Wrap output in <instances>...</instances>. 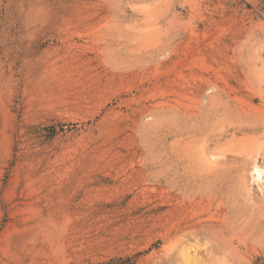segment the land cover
Segmentation results:
<instances>
[{
  "label": "rangeland",
  "instance_id": "rangeland-1",
  "mask_svg": "<svg viewBox=\"0 0 264 264\" xmlns=\"http://www.w3.org/2000/svg\"><path fill=\"white\" fill-rule=\"evenodd\" d=\"M262 94L264 0H0V264H264Z\"/></svg>",
  "mask_w": 264,
  "mask_h": 264
},
{
  "label": "bare ground",
  "instance_id": "bare-ground-1",
  "mask_svg": "<svg viewBox=\"0 0 264 264\" xmlns=\"http://www.w3.org/2000/svg\"><path fill=\"white\" fill-rule=\"evenodd\" d=\"M222 91L224 89H221ZM228 92V91H227ZM229 93V92H228ZM220 94V93H219ZM224 94H226V92H224ZM223 94V95H224ZM254 94V93H252ZM256 94V93H255ZM221 95V94H220ZM264 95V94H262ZM229 96V94H228ZM227 96V97H228ZM205 97V96H204ZM222 97V96H221ZM263 97V96H262ZM261 97V98H262ZM229 98V97H228ZM227 98V99H228ZM206 99V98H205ZM204 99V100H205ZM264 99V98H262ZM203 100V99H201ZM181 102V101H180ZM198 102V101H197ZM229 102V101H228ZM199 104L201 103L200 101L198 102ZM203 103V101H202ZM204 104V103H203ZM203 104H201V106H203ZM180 107L184 106L183 104H179ZM192 105V104H190ZM230 106V105H229ZM179 107V106H178ZM185 107V106H184ZM188 107V106H186ZM185 107V110L187 109ZM228 107V106H227ZM234 107V106H233ZM177 108V106H176ZM198 108V107H196ZM232 109V107H230ZM192 109V108H191ZM199 109V108H198ZM205 109V108H204ZM203 109V110H204ZM236 109V108H234ZM180 110H183V107L182 109L180 108ZM190 110H188V113H189ZM200 111V109L198 110V112ZM230 111V110H229ZM233 111V110H232ZM235 111V110H234ZM233 111V112H234ZM175 112V111H174ZM176 112H180L178 111V108L176 110ZM175 112V113H176ZM182 113V111H181ZM237 119H239L240 121V125L241 127L244 129V128H251V127H254V128H257L259 126H262L264 125V113L263 111H260V109L256 108V107H240V108H237L236 111L234 112ZM180 115V113L178 114ZM185 115V114H184ZM238 122V124H239ZM260 128V127H259ZM261 152L259 151L257 153V155H261L263 160L262 162H260L257 158H252L254 159V161H252L250 163V167L248 169V178L250 180V183H256L258 184V186H260V184H263L264 185V145H262V148H261ZM251 154V153H249ZM247 154V155H249ZM256 155V157H257ZM249 157H252V154L249 156ZM255 157V156H254ZM193 199V198H192ZM196 213V212H195ZM198 214V213H197ZM189 215V214H188ZM192 217L190 216H187L185 219L182 220V222L174 225V229L172 227V231L168 230L169 233V236L170 237H175V240L173 241L174 243L176 242H181V241H185L187 239H193V238H198L199 236H201L200 234L201 233H209V232H212L214 230H216V225L211 223L210 221H208V218L204 219L203 217L201 216H193V214L191 213ZM200 215V214H199ZM203 216V215H202ZM181 217V216H180ZM183 218V217H182ZM188 218V219H187ZM178 220V219H177ZM181 221V220H180ZM175 223V222H174ZM177 223V222H176ZM171 228V227H170ZM169 228V229H170ZM166 233V232H165ZM165 236V235H164ZM167 236V235H166ZM165 236V238H166ZM168 237V238H170ZM173 237V238H174ZM172 240V239H171ZM194 247V245H193ZM192 247V248H193ZM194 249V248H193ZM194 251V250H193ZM197 251V249L195 250V252ZM198 252V251H197ZM196 254V253H195Z\"/></svg>",
  "mask_w": 264,
  "mask_h": 264
}]
</instances>
